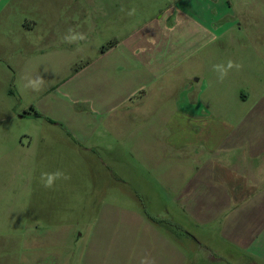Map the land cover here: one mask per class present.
Returning a JSON list of instances; mask_svg holds the SVG:
<instances>
[{"label":"crops","instance_id":"0c3cea01","mask_svg":"<svg viewBox=\"0 0 264 264\" xmlns=\"http://www.w3.org/2000/svg\"><path fill=\"white\" fill-rule=\"evenodd\" d=\"M21 1L30 15L40 8L39 0ZM57 1L74 5L63 6L60 17L25 13L20 23L28 26L0 32V50L16 52L10 57L24 82L44 79L40 91L32 90L42 96L39 114L85 148L108 155L118 148L133 169L125 178L95 184L102 197L94 217L82 222L77 264H264V97L248 109L249 94H238L241 108L230 116L224 94H200L194 66L165 59L177 45L161 42L159 33L153 42L129 33L134 25L128 12L136 0ZM10 3L0 0V23L10 22ZM41 20L46 26L38 29ZM117 20L121 35L111 28ZM69 28L87 39L64 42ZM103 32L105 40H118L105 51ZM82 59L87 63L67 77ZM58 77L66 79L70 102L45 85ZM118 190L133 198L122 202L125 207L110 198ZM67 227L0 236V264H8L3 258L11 243L10 264H39L40 257L52 256L47 264H72L71 252L52 254L55 244L69 247L74 237ZM44 248L51 251L45 257Z\"/></svg>","mask_w":264,"mask_h":264},{"label":"rangeland","instance_id":"374dc122","mask_svg":"<svg viewBox=\"0 0 264 264\" xmlns=\"http://www.w3.org/2000/svg\"><path fill=\"white\" fill-rule=\"evenodd\" d=\"M22 2L11 0V20L0 23V32L7 29L16 31L24 24L28 26L25 20L23 24L20 23L25 13L30 15ZM39 5V10L36 9L30 16L41 18L46 14H55L60 17L64 10L62 7L73 6L74 3L39 0ZM134 7V27L129 33L134 31L135 35L150 42L159 33L161 42L177 45L166 52L168 64L175 65L174 62L183 59L184 64L196 67L195 70L193 67V72L196 73L197 91L200 94L215 92L228 97L232 110L230 116L234 113L237 115L241 108L236 102L238 94H249L248 109L257 106L259 98L264 97V0H136ZM69 11L73 12V7ZM115 25L111 28L116 35H121V22L117 20ZM45 26L46 20H41L38 29ZM102 37V51L110 42H118L115 36L105 40L104 32ZM15 53L13 50H0V236H14L17 230L46 235L51 231L61 232L69 226L74 237L69 247L68 244H55L52 254L55 253L56 257L57 253L71 252V262L77 264L80 243L76 239L85 229L82 222L94 217L95 201L102 197V194L96 193L95 184L116 175L125 178L133 169L126 160V154L119 152L118 148L111 155L95 152L94 148H85L72 137L69 138L60 123L27 114L32 112L31 107L38 110L42 96L36 97L32 89L24 87L27 82L18 75L21 68L10 57ZM230 59L243 67L229 70L221 82L213 65H226ZM86 63L85 59L76 61L67 77ZM54 67L55 70L59 69L56 64ZM65 80L58 77L45 85L47 88L53 87L50 94L70 102ZM57 170L70 179H57L53 188H45L41 173H54ZM121 194L118 190L110 198L117 199L119 202L116 203L125 207L122 202L133 198ZM29 204L33 210L26 208ZM136 204L134 202L133 205ZM121 213L123 210H120ZM139 213L142 216L145 214L142 209ZM19 223L22 224L20 229L15 227ZM35 224H38L37 227ZM6 246L3 261L10 264L14 258H9V249L14 244ZM26 246V242H23L24 252ZM48 252L51 253L50 249L44 248L40 254L45 257ZM53 258L47 260L40 257L39 264L53 262ZM249 263V260L243 263L230 260V264ZM215 264L225 262L219 260Z\"/></svg>","mask_w":264,"mask_h":264},{"label":"clouds","instance_id":"9594fccd","mask_svg":"<svg viewBox=\"0 0 264 264\" xmlns=\"http://www.w3.org/2000/svg\"><path fill=\"white\" fill-rule=\"evenodd\" d=\"M136 12L135 7L129 10L128 15H134ZM87 39V35L83 32H78L72 28L68 29L67 34L63 37V41L67 43H77L79 41H83ZM242 64L236 63L233 60H228L227 64H215L213 65V70L218 73V79L222 82L227 76L229 70L236 68L240 70L242 68ZM44 83V79L37 75L34 78H28L27 83L24 85L25 88H30L33 91H40L41 86ZM57 179L68 180L70 177L66 175L64 172L57 170L54 173L43 172L41 173V181L43 186L47 189H51L54 186V183ZM142 264L144 262L142 261Z\"/></svg>","mask_w":264,"mask_h":264},{"label":"trees","instance_id":"16d2710c","mask_svg":"<svg viewBox=\"0 0 264 264\" xmlns=\"http://www.w3.org/2000/svg\"><path fill=\"white\" fill-rule=\"evenodd\" d=\"M117 44V41H113V42H110L108 45L104 46L103 47V51L113 47L114 45ZM31 111L32 112H28L27 114L33 116V117H36V118H45L44 116H42L41 114H39L35 109L34 107H31ZM47 121L49 122H53L52 120L48 119V118H45Z\"/></svg>","mask_w":264,"mask_h":264}]
</instances>
